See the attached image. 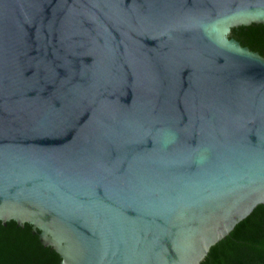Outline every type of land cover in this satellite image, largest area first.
Masks as SVG:
<instances>
[{
    "label": "water",
    "instance_id": "95a60500",
    "mask_svg": "<svg viewBox=\"0 0 264 264\" xmlns=\"http://www.w3.org/2000/svg\"><path fill=\"white\" fill-rule=\"evenodd\" d=\"M264 0H0V223L55 264H199L264 204Z\"/></svg>",
    "mask_w": 264,
    "mask_h": 264
},
{
    "label": "trees",
    "instance_id": "16d2710c",
    "mask_svg": "<svg viewBox=\"0 0 264 264\" xmlns=\"http://www.w3.org/2000/svg\"><path fill=\"white\" fill-rule=\"evenodd\" d=\"M229 38L264 57V25L231 28ZM0 264H55L52 250L13 221L0 223ZM199 264H264V204L250 214Z\"/></svg>",
    "mask_w": 264,
    "mask_h": 264
}]
</instances>
